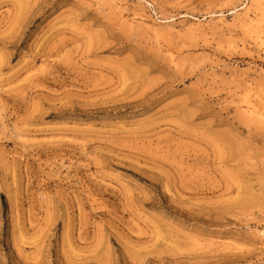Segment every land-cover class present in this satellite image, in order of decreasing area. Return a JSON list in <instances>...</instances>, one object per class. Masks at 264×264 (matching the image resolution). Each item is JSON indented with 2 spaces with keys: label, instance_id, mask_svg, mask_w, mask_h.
Returning <instances> with one entry per match:
<instances>
[{
  "label": "rangeland",
  "instance_id": "1",
  "mask_svg": "<svg viewBox=\"0 0 264 264\" xmlns=\"http://www.w3.org/2000/svg\"><path fill=\"white\" fill-rule=\"evenodd\" d=\"M0 264H264V0H0Z\"/></svg>",
  "mask_w": 264,
  "mask_h": 264
}]
</instances>
